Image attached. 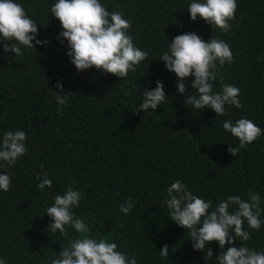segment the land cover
Listing matches in <instances>:
<instances>
[{
    "label": "trees",
    "instance_id": "obj_1",
    "mask_svg": "<svg viewBox=\"0 0 264 264\" xmlns=\"http://www.w3.org/2000/svg\"><path fill=\"white\" fill-rule=\"evenodd\" d=\"M38 25L37 39L48 41L22 56L3 51L0 41V137L9 130L27 134V152L7 169L10 190H0V258L8 264H47L67 239L47 232L51 218L45 209L56 194L71 187L82 193L74 213L91 236L118 244L137 264H216L218 242L206 252L194 251L186 230L170 220L164 201L167 188L181 180L194 195L215 206L228 196L247 199L248 191L261 196L264 207V135L237 156L228 146L238 139L222 128L225 120L251 119L264 130V0H237L232 29L223 33L187 12L191 0H101L109 10H122L131 21L134 44L148 52L145 61L125 79L95 68L78 71L67 55L68 42H60L61 24L49 9L55 0H15ZM194 32L203 40L212 34L231 47L234 62L220 68L224 83L240 89L243 108L226 106L225 115L185 105L191 93L177 91V77L160 55L168 42ZM161 81L167 99L154 111H132L143 90ZM57 82L67 92V104L55 100ZM220 90L219 77L213 85ZM62 107L63 115L57 112ZM229 144V145H228ZM43 165V171L39 168ZM5 171L0 169V172ZM37 173H47L52 187L39 190ZM127 198L134 201L130 214L120 211ZM264 220V215L261 216ZM123 227H119L120 224ZM251 239L234 245L264 250V224L249 229ZM68 239L74 229L67 228ZM167 244L169 257L159 251Z\"/></svg>",
    "mask_w": 264,
    "mask_h": 264
},
{
    "label": "clouds",
    "instance_id": "obj_2",
    "mask_svg": "<svg viewBox=\"0 0 264 264\" xmlns=\"http://www.w3.org/2000/svg\"><path fill=\"white\" fill-rule=\"evenodd\" d=\"M237 0H191L187 12L192 21L201 18L209 24L213 33L219 29L228 33L232 29L231 21L236 19ZM49 12L59 20L63 31L59 33L60 42H68L67 55L78 71L95 68L103 73L125 79L129 72L148 57V52L135 46L133 36L129 34L131 21L125 18L122 10L109 11L101 0H55ZM37 23L28 16L24 7L15 0H0V41L3 51L23 55V48L35 49L37 45H46L48 41L37 39ZM165 63L169 72L177 77V91L186 93L184 81H191L193 90L185 98V105L197 110L211 109L216 116L225 115L226 106L243 108L240 101V89L233 84L224 83L220 68L234 62L230 45L223 39L212 34L205 41L194 32L175 36L168 42V48L159 58ZM219 77L220 90L214 91V83ZM55 100L63 106L68 102L67 92L61 83L57 82ZM142 101L132 110L135 113L155 112L158 105L169 99L161 81H156V87L143 90ZM57 112L63 115L62 107ZM222 128L238 139V146H228V152L237 156L248 145L264 135V130L251 119L239 118L234 122L225 120ZM27 134L17 129L9 130L0 137V190H10L12 179L7 169L27 152ZM39 168L43 171V165ZM37 187L43 191L52 187V180L47 173L40 176ZM167 215L171 221L186 230L192 241L194 251L206 252V261L213 260V251L206 248L210 242H218L220 255L215 257L216 264H264V250L257 251L241 243L251 239L249 229L259 230L264 220V207L261 206V196L254 190H249L247 199L232 195L220 200L213 206L212 201L194 195L181 180L177 179L167 188ZM82 199L79 190L68 187L63 194L53 197L54 203L46 207L45 215L51 218L46 231L56 233L67 239L57 254L53 252L50 258H45L47 264H137V258L118 249V244L108 239L91 236L90 229L82 218H78L74 209L78 208ZM125 215L130 214L134 201L127 198L120 206ZM119 227H123L121 223ZM67 228L74 229V238L68 239ZM162 258L168 259L169 247L165 244L159 251ZM0 264H8L0 258Z\"/></svg>",
    "mask_w": 264,
    "mask_h": 264
}]
</instances>
